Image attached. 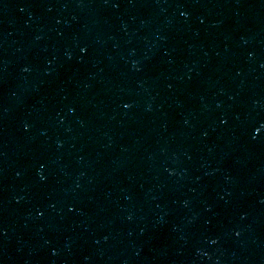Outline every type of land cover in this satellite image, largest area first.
Instances as JSON below:
<instances>
[{"label": "water", "instance_id": "obj_1", "mask_svg": "<svg viewBox=\"0 0 264 264\" xmlns=\"http://www.w3.org/2000/svg\"><path fill=\"white\" fill-rule=\"evenodd\" d=\"M0 264H264V0H0Z\"/></svg>", "mask_w": 264, "mask_h": 264}]
</instances>
